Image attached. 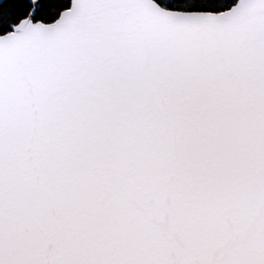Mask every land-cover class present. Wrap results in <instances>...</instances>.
I'll list each match as a JSON object with an SVG mask.
<instances>
[{
    "label": "snow or ice",
    "instance_id": "1",
    "mask_svg": "<svg viewBox=\"0 0 264 264\" xmlns=\"http://www.w3.org/2000/svg\"><path fill=\"white\" fill-rule=\"evenodd\" d=\"M0 264H264V0H0Z\"/></svg>",
    "mask_w": 264,
    "mask_h": 264
}]
</instances>
